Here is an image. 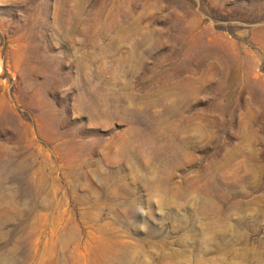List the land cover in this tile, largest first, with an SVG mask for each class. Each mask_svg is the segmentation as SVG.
Returning a JSON list of instances; mask_svg holds the SVG:
<instances>
[{"label": "rangeland", "instance_id": "374dc122", "mask_svg": "<svg viewBox=\"0 0 264 264\" xmlns=\"http://www.w3.org/2000/svg\"><path fill=\"white\" fill-rule=\"evenodd\" d=\"M0 264H264V0H0Z\"/></svg>", "mask_w": 264, "mask_h": 264}]
</instances>
